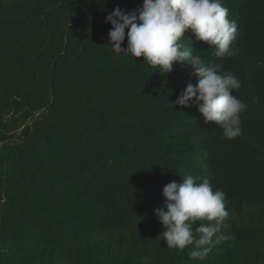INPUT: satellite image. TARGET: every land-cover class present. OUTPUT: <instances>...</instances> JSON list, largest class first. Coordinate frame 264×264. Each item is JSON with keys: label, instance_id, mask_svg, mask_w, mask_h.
<instances>
[{"label": "trees", "instance_id": "trees-1", "mask_svg": "<svg viewBox=\"0 0 264 264\" xmlns=\"http://www.w3.org/2000/svg\"><path fill=\"white\" fill-rule=\"evenodd\" d=\"M222 3L237 55L185 47L239 78L233 140L174 105L187 61L161 74L107 45L106 16L142 0H0V264H264V0ZM185 175L226 193L233 239L202 261L154 216Z\"/></svg>", "mask_w": 264, "mask_h": 264}, {"label": "clouds", "instance_id": "clouds-1", "mask_svg": "<svg viewBox=\"0 0 264 264\" xmlns=\"http://www.w3.org/2000/svg\"><path fill=\"white\" fill-rule=\"evenodd\" d=\"M228 15L222 0H142L131 11L114 8L105 22L111 26L107 45L116 54L134 61L142 57V63L161 74L171 72L174 63L187 61L197 82L187 84L174 105L196 108L205 122H213L222 131L224 139L233 140L242 134L240 117L247 109L246 103L233 94L241 87L239 78L185 47V33L190 30L197 41L215 49V56L237 55L238 25ZM162 196L163 206L154 216L163 227L160 236L167 248L182 251L192 246L190 259L202 261L216 243L233 239L222 232L228 228L226 193L214 190L207 179L185 175L181 183L172 181L164 186Z\"/></svg>", "mask_w": 264, "mask_h": 264}, {"label": "rangeland", "instance_id": "rangeland-1", "mask_svg": "<svg viewBox=\"0 0 264 264\" xmlns=\"http://www.w3.org/2000/svg\"><path fill=\"white\" fill-rule=\"evenodd\" d=\"M16 1H20V0H16Z\"/></svg>", "mask_w": 264, "mask_h": 264}]
</instances>
